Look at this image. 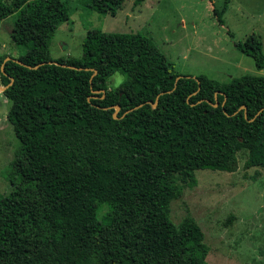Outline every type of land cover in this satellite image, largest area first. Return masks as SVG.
Segmentation results:
<instances>
[{
  "label": "trees",
  "instance_id": "obj_1",
  "mask_svg": "<svg viewBox=\"0 0 264 264\" xmlns=\"http://www.w3.org/2000/svg\"><path fill=\"white\" fill-rule=\"evenodd\" d=\"M230 1L213 10L221 25ZM124 2L85 8L115 16ZM74 12L64 0H0V21L19 13L11 37L26 49L15 58L23 64L0 56L21 143L13 190L0 199V264H39L43 251L54 264H206L200 227L175 225L169 199L197 170L235 172L240 152L246 169L264 170V75L176 82L149 38L100 29L88 32L82 58L54 60L55 33ZM237 46L264 68L259 39ZM116 73L125 79L110 88Z\"/></svg>",
  "mask_w": 264,
  "mask_h": 264
},
{
  "label": "rangeland",
  "instance_id": "obj_2",
  "mask_svg": "<svg viewBox=\"0 0 264 264\" xmlns=\"http://www.w3.org/2000/svg\"><path fill=\"white\" fill-rule=\"evenodd\" d=\"M64 1L75 12L55 33L50 47L54 60L82 58L88 32L100 29L149 38L179 76L229 82L246 74L264 75V68L259 70L237 46L255 37L264 55V0H231L224 25L213 10L223 8L225 0H125L115 16L88 11L86 0ZM18 14L0 21V56L17 58L26 51L11 37ZM124 79L114 74L110 88ZM11 105L0 91V199L13 190L12 161L21 149L7 119ZM245 161L246 153L240 152L233 173L197 170L195 184L178 183L169 199V218L175 225L189 219L200 227L209 247L206 264H264V170L246 169ZM55 260L52 252L43 251L38 263Z\"/></svg>",
  "mask_w": 264,
  "mask_h": 264
},
{
  "label": "water",
  "instance_id": "obj_3",
  "mask_svg": "<svg viewBox=\"0 0 264 264\" xmlns=\"http://www.w3.org/2000/svg\"><path fill=\"white\" fill-rule=\"evenodd\" d=\"M11 59H13V58H11V57H7L6 59H5V62L6 61H9V60H11ZM14 61H16L17 63H19V64H23L21 61H19L18 59H13ZM51 63V62H50ZM44 63H42V64H39L38 66H36V67H34V68H38L39 66H41V65H43ZM94 73L96 74L97 73V71L95 70L94 71ZM94 77V75L92 76V78ZM182 77H184V76H178L177 78H176V82H178ZM14 80H13V78H11V83L13 82ZM9 87V85L8 86H6V87H4V86H0V91L3 93V92H5V90L7 89ZM100 92H103V91H99V90H93V93L94 94H97V93H100ZM158 99V98H157ZM226 99V98H225ZM158 101V100H157ZM157 101H156V103H151V102H146V103H143V104H140V105H138L137 107H134V108H132L131 110H128L125 114H127L128 112H130V111H132V110H134V109H136V108H138V107H141V106H143V105H145V104H152L154 107H156L157 106ZM224 104H225V101L223 102V104H222V106H223V108H224ZM218 105H219V103L218 102H216L215 104H214V106L215 107H218ZM244 109H246V107L244 106L243 107ZM114 109H115V112H114V118L115 119H118L119 117H118V113H119V111H120V106H114ZM245 116H246V114H245Z\"/></svg>",
  "mask_w": 264,
  "mask_h": 264
}]
</instances>
